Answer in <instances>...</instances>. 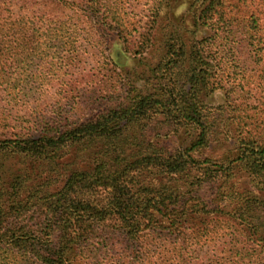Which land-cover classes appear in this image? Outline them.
Returning a JSON list of instances; mask_svg holds the SVG:
<instances>
[{
    "label": "trees",
    "instance_id": "trees-1",
    "mask_svg": "<svg viewBox=\"0 0 264 264\" xmlns=\"http://www.w3.org/2000/svg\"><path fill=\"white\" fill-rule=\"evenodd\" d=\"M119 1L0 0V102L73 74ZM146 3L111 104L71 116L100 90L78 82L0 137V264H264V0Z\"/></svg>",
    "mask_w": 264,
    "mask_h": 264
},
{
    "label": "rangeland",
    "instance_id": "rangeland-1",
    "mask_svg": "<svg viewBox=\"0 0 264 264\" xmlns=\"http://www.w3.org/2000/svg\"><path fill=\"white\" fill-rule=\"evenodd\" d=\"M120 2L121 0L118 3ZM147 7L148 6L146 0H130L127 3H122V5L121 3L117 6L114 5L113 8L116 9L118 16L123 17L126 20L125 24H127V26L125 28L122 27L121 24L117 25L118 29L124 30L123 32H121L123 37L119 36L118 29H116V32L114 29L106 28V30L104 31L105 34L102 36H99L102 32L87 30V32L85 33L86 41L84 40V44L86 46V49L88 50V56H83L82 65L78 67V69H76L73 74H71L70 76L67 75L65 77L61 75L50 77L49 84L45 87V91L43 90V92L39 95L37 101L31 103L30 105L27 104L28 106L11 103L4 104L0 102V137H7L15 132H19L24 126L31 122V118L35 114L48 112L52 107L54 110L56 108V101L59 98L57 96L58 92H64V88L70 90V85L74 86L78 82L80 84L79 86H97L98 89L100 88V90L97 92L98 98L94 102L85 101V98L80 99L78 103L73 104V108L71 112H68V114H71V116L74 115L80 117L87 116L93 113L95 110L111 104L114 101L112 97H115L117 95L114 93L115 90L110 86L112 81L110 76L111 64L105 63L107 62V60L105 61L104 56L108 55L109 52L111 54L112 51H116L118 49L128 55V59L123 62V67L126 68L128 67V65L133 64V54L128 53V50L132 48V45L134 44L133 42L136 40L135 34H137V31L133 29V26H137L140 20L143 21L145 19V15H147L148 13V11L146 10ZM129 33L133 34L132 37H129ZM207 33V29H200V31L197 32V36L201 37L202 35ZM125 36H127V38H130V41L127 45L123 42ZM102 39H104L102 43H98L97 45L96 42H99V40ZM100 48L101 51L103 50V52L100 51ZM126 49L127 52H125ZM111 58L115 59L113 56ZM122 60L123 59H121L120 61ZM139 66L140 64H138L136 67ZM118 68L121 69L119 65ZM142 68L143 65L137 68V70L140 71ZM64 78H66L67 82L60 81ZM102 78L105 80L104 82H101ZM140 81L141 80H137L138 83ZM255 81L256 80L254 78L248 79V82H250L251 86H255ZM228 88L229 87L225 85L224 89L220 88L214 90L209 96H207L206 101L209 104L213 105L223 103L226 99V92ZM253 89L257 92V94H259L260 89ZM73 94L74 92L72 93V95ZM107 94V100H101L100 97L104 95L106 96ZM76 100L77 98H75V101ZM98 101L101 102L99 103L97 108L94 109V106ZM258 106L262 107V105Z\"/></svg>",
    "mask_w": 264,
    "mask_h": 264
}]
</instances>
